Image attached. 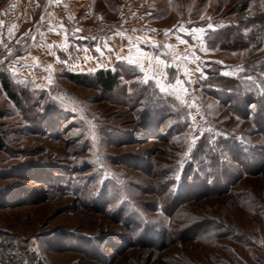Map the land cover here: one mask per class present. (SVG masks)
Returning a JSON list of instances; mask_svg holds the SVG:
<instances>
[{"label":"rangeland","instance_id":"374dc122","mask_svg":"<svg viewBox=\"0 0 264 264\" xmlns=\"http://www.w3.org/2000/svg\"><path fill=\"white\" fill-rule=\"evenodd\" d=\"M82 1L59 27L102 58L8 72L16 101L0 73V264H264V0Z\"/></svg>","mask_w":264,"mask_h":264},{"label":"crops","instance_id":"0c3cea01","mask_svg":"<svg viewBox=\"0 0 264 264\" xmlns=\"http://www.w3.org/2000/svg\"><path fill=\"white\" fill-rule=\"evenodd\" d=\"M44 2L45 0H12L9 13L6 16L0 15V26L4 28L0 35V56L7 57L10 62L9 74L16 75L21 71L49 72L56 66L72 71L88 70L86 66H91L95 60L102 58V45L106 42L95 44L72 38L58 23L74 14L83 1L53 0L48 6ZM34 23L38 26L36 34L22 40L21 31ZM109 48L113 51L112 45ZM107 51L110 52L109 49Z\"/></svg>","mask_w":264,"mask_h":264},{"label":"trees","instance_id":"16d2710c","mask_svg":"<svg viewBox=\"0 0 264 264\" xmlns=\"http://www.w3.org/2000/svg\"><path fill=\"white\" fill-rule=\"evenodd\" d=\"M245 10L247 9L244 8ZM235 28H224L221 30V34L223 36V42L221 44L224 45H230L229 43H239V44H248L247 40H245V37L242 33H240L239 30H234ZM259 29H263V27H260ZM243 35V36H242ZM246 42V43H244ZM127 68L130 70L135 71L136 68L133 66L127 65ZM1 78H2V86L4 90L7 92V94L12 98V100L16 101L17 96L13 90V87L10 83V80L6 73H4L0 68ZM125 77L121 71L118 69H100L96 72H90L85 74H75V73H68L67 78L74 82L75 84H78L80 86H86L90 88H95L100 90L103 94H114L119 89L121 85L122 79ZM225 81H228L225 80ZM209 87L207 89L208 92H213V88H219L224 91H233L234 85L228 84V85H212L209 83ZM214 93V92H213ZM246 101V100H245ZM7 141H6V134L4 131L0 128V151H4L6 149Z\"/></svg>","mask_w":264,"mask_h":264},{"label":"built area","instance_id":"2783aa9c","mask_svg":"<svg viewBox=\"0 0 264 264\" xmlns=\"http://www.w3.org/2000/svg\"><path fill=\"white\" fill-rule=\"evenodd\" d=\"M103 30H104V28H101V29H97L96 31L88 32V33L83 34V35H85L87 38L88 37L89 38H95V37L99 36ZM0 68L5 73L9 72L10 62H9L8 58L0 56Z\"/></svg>","mask_w":264,"mask_h":264},{"label":"snow or ice","instance_id":"6c2138e0","mask_svg":"<svg viewBox=\"0 0 264 264\" xmlns=\"http://www.w3.org/2000/svg\"><path fill=\"white\" fill-rule=\"evenodd\" d=\"M182 43H184V41H181ZM158 63H159V60H158ZM51 67V66H49ZM166 75V74H165ZM183 75L185 76H189V79H188V82H190V75L189 73L186 71L185 73H183ZM206 78V77H205ZM145 83H147V78H145L144 80ZM181 83H183V81L181 80V78L179 76L175 77V80H174V85L175 86H179ZM161 87V90L162 91H167V89H165L162 85H158ZM186 94H187V90H186V87L184 89H182ZM177 99L179 98L178 96L176 97ZM95 138V137H94ZM194 142V141H193Z\"/></svg>","mask_w":264,"mask_h":264}]
</instances>
